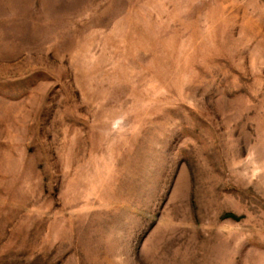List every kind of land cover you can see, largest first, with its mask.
Here are the masks:
<instances>
[{
	"label": "rangeland",
	"instance_id": "374dc122",
	"mask_svg": "<svg viewBox=\"0 0 264 264\" xmlns=\"http://www.w3.org/2000/svg\"><path fill=\"white\" fill-rule=\"evenodd\" d=\"M0 264H264V0H0Z\"/></svg>",
	"mask_w": 264,
	"mask_h": 264
}]
</instances>
